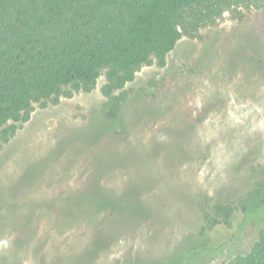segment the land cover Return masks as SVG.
<instances>
[{"label": "rangeland", "instance_id": "374dc122", "mask_svg": "<svg viewBox=\"0 0 264 264\" xmlns=\"http://www.w3.org/2000/svg\"><path fill=\"white\" fill-rule=\"evenodd\" d=\"M104 83L35 105L0 141V264L247 254L264 206L203 237L202 205L234 203L264 178V7L183 37L163 68L141 67L119 120L103 114Z\"/></svg>", "mask_w": 264, "mask_h": 264}, {"label": "trees", "instance_id": "16d2710c", "mask_svg": "<svg viewBox=\"0 0 264 264\" xmlns=\"http://www.w3.org/2000/svg\"><path fill=\"white\" fill-rule=\"evenodd\" d=\"M263 7L264 0H0V141L30 120L35 105L89 93L102 74L103 114L119 120L141 67L163 68L183 37ZM253 206H264V178L234 203L204 202L201 235L231 227ZM221 264H264V222L247 254Z\"/></svg>", "mask_w": 264, "mask_h": 264}]
</instances>
